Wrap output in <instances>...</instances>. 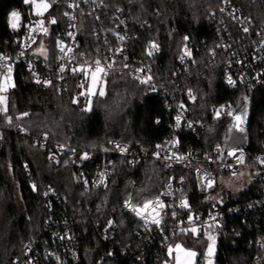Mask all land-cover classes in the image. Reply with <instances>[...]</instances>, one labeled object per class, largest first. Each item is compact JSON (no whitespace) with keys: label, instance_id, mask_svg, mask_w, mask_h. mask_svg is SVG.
<instances>
[{"label":"trees","instance_id":"16d2710c","mask_svg":"<svg viewBox=\"0 0 264 264\" xmlns=\"http://www.w3.org/2000/svg\"><path fill=\"white\" fill-rule=\"evenodd\" d=\"M46 15V25L55 19L61 24L67 0L52 4ZM110 10H121L136 36L134 54L137 60L156 78L177 83L178 96L192 90L195 102L189 106L191 113L207 123L206 132L198 138L180 132L179 139L184 152L193 150L205 154L217 144L245 146L248 162L264 154V87L250 95V120L246 131L238 137L232 134L233 119L227 115L215 116L213 106H226L236 113L242 108L245 92L230 89L224 81V63L217 54L221 38L209 24L213 12H219L225 3L240 8L255 26L264 25V0H105ZM17 11L23 24L37 18L32 4L24 0H0V53L16 54L19 34L10 29L11 12ZM84 24L94 28V22L84 19ZM56 23V24H57ZM54 27V28H53ZM235 38L242 39L239 29H233ZM188 37V45L195 63L178 72L179 60ZM87 42L96 45L93 32L87 34ZM159 50L155 55L147 53L150 42ZM216 62V63H215ZM106 83L104 97H95L91 111L86 91L89 74L74 77L66 86L37 85L27 67L16 65L11 92L7 95V111L0 117L4 142L0 150V264H15L28 259L29 245L37 248V264H57L52 258L43 257L45 250L57 249L56 243L42 248L41 240L55 228L52 221L67 220L77 238L79 262L77 264H160L170 261L168 248L182 243L187 249L199 252L197 264H204L208 239L180 236L165 241L154 231L150 242L143 232V224L124 203L131 197L134 204L142 205L157 197L172 174L186 179V195L195 211L203 210L195 178L184 170L168 171L161 163L147 161L132 169H124L118 159L110 185L105 190H85L79 181L78 169L64 163L52 166L46 156L32 146L31 140L43 132L50 134L53 142L77 147L82 152L100 153L112 140L141 142L148 147L162 144L170 132V113L166 102L159 95H151L137 81L117 74L103 76ZM27 113L28 115H24ZM11 118V122H9ZM21 127L29 134L23 137L15 133ZM96 166V165H95ZM95 166H87L92 169ZM91 169V168H90ZM33 185L36 190H33ZM49 186L59 195L53 209L42 197L43 187ZM261 183L237 198L218 194L228 203L246 202L256 197ZM18 188V191L15 189ZM19 201V202H18ZM18 202V203H17ZM20 203V205H19ZM116 218L117 230L109 241L101 235L107 219ZM216 243L215 264H264V248L257 242L264 237V211L234 215L226 222L225 229ZM126 252V253H125ZM112 253V255H108Z\"/></svg>","mask_w":264,"mask_h":264},{"label":"built area","instance_id":"2783aa9c","mask_svg":"<svg viewBox=\"0 0 264 264\" xmlns=\"http://www.w3.org/2000/svg\"><path fill=\"white\" fill-rule=\"evenodd\" d=\"M74 0H67L65 3V11L69 12L70 15L76 17L75 23L77 29H70L69 24L73 21L69 20L68 17L64 15V20L60 24H51L57 26V29H52V26H43L48 28V33L44 34L42 31V26L38 23L37 19L28 21L23 24V20H19V27L17 30L10 29L19 34L17 37L18 51L16 54H2L0 57L7 58L6 60L0 61V64L8 63L12 67V72L10 74L12 84L13 77L16 72V65L22 64L27 67L30 71L34 69L41 79V83L36 82V77L33 76L32 71H30L33 81L37 85L49 86L58 85L60 87L66 86L67 82L74 77L80 75L89 74L95 71L94 64L97 59L101 61V67L105 69L102 73L103 76L117 74L120 76H127L140 85L145 87L148 92L153 95H159L166 102V106L170 113V132L165 138L164 142L158 147H148L143 145L141 142H122L119 140H112L109 146L101 151L99 154L95 152H82L77 147L66 145L63 143H56L52 141L51 136L47 132L41 133L39 136L34 137L31 140L32 146L41 151L47 158V162L52 166H60L64 163L74 165L78 169V177L82 186L85 190L98 189L105 190L109 187L112 180L114 167L116 165V159L119 160L124 169H132L142 163L147 161H155L164 164V167L168 171L175 173L179 170H184L188 174L193 175L195 178L196 186L201 198V205L203 210L195 211L189 204L188 196L186 195L185 185L186 179L184 177H178L176 174H172L167 180L162 192L155 198L151 199L155 201L159 198L166 207L163 210H159L158 206L154 203L150 205L147 210H145V215L152 212L153 207H157V210L161 212V224L159 227L150 226L145 228L144 222L141 217H138L135 212L131 210L130 207H125L124 210L130 212L138 221L143 224V232L147 236L148 240L151 242L154 237V231L160 234L165 241H174L180 236H192L199 237L200 235H206L207 226L213 224V217H216V224L214 225V234L216 235V240L222 235L226 222L229 218H233L234 215H241V213L252 212L256 209H261L264 211V164L258 162V158L264 159V154L255 158L251 163L248 162L247 149L245 146H236L233 142L226 146L223 144H217L213 147L212 152L205 154L201 151L189 150L184 152L180 143L179 133L187 132L198 138L206 132L207 123L202 119L195 117L189 108L191 104L195 102L193 91H191V97L189 96V90L184 94L179 95L175 92V79L173 81H168L163 78L153 77L151 83L155 85L156 90H151L150 86L147 84H141L136 76H143L144 72H137L136 69H145L141 61L139 62L134 54V46L136 43V36L132 32L128 25V21L121 10H110L106 7H96L92 5L91 2L84 3L83 0H75L79 3L78 9L68 8V3H73ZM95 8V11L93 9ZM221 8L224 11L213 12L209 20V24L212 25L217 31V35L220 43L217 48L218 58L216 57L214 61L221 58L224 63V81L230 89L240 90L245 92L244 97H247V107L250 106V95L248 92H252L260 87H264V48L261 47L264 44V25L260 27L255 26V23L251 19H247L242 10L234 5L225 3ZM83 10V16L80 15V10ZM235 10V11H233ZM64 11V13H65ZM91 13V14H90ZM99 16L96 20L95 17ZM233 17H238L237 19ZM84 19H90L94 22V28L88 27L84 24ZM11 21V17H10ZM9 21V24H10ZM120 21H123L121 24ZM247 26L249 31L245 33L243 27ZM239 29L242 39L235 38L233 35V29ZM54 28V27H53ZM125 36L123 41L117 39L116 35L113 34L112 30ZM75 31L76 38L73 42L68 36V31ZM93 32L96 36V45L89 44L86 40L87 34ZM35 37V43L29 40V36ZM62 40L65 45L66 55L64 59H61L62 54L57 48V41ZM187 39L185 45L190 51V56H186L182 61L179 60L178 72L183 69H188L190 64L195 63V59L192 57L191 49L189 48V43ZM107 41V43L105 42ZM41 42H43L44 49L47 52V59L39 52ZM184 45V46H185ZM72 47V52H67V48ZM121 51L117 52L116 49ZM184 49V48H183ZM155 55L156 50L149 48ZM23 52V55L21 53ZM183 55V52H182ZM216 63V62H215ZM63 64L65 71L63 73L59 72V66ZM108 64H111V69L108 68ZM127 65V67H125ZM73 69H77L73 72ZM4 75H7L6 70L4 74L0 75V85L3 84ZM61 76L63 77L61 79ZM231 76L234 81H236L235 86H231L227 82V77ZM51 81V84L45 85L43 81ZM12 87L8 89L7 92H0V96L7 95L11 92ZM243 97V98H244ZM242 98L241 104L244 105L245 101ZM184 105L183 111L180 105ZM226 106H213L212 111L216 116V111L220 112V116L224 115L228 109ZM0 109H2V103H0ZM2 111H0L1 117ZM181 115V125L177 126L176 117ZM185 121H191L193 126L188 127ZM15 133L23 137H29V134L21 127L15 128ZM2 128L0 124V150L2 149L4 142V135L2 133ZM45 135L47 138L45 139ZM172 141H176L175 146L172 145ZM219 146V147H218ZM120 147H125L126 151L121 153ZM229 150H236L235 156H228L227 152ZM160 152L161 155L157 158L154 153ZM240 152H243V163H240L237 157H239ZM87 153L88 158L82 159L83 154ZM183 156V160H177L173 158L172 160H164V155ZM54 156L55 159H50ZM96 165V166H95ZM87 166H95L94 169ZM163 166V165H162ZM91 168V169H90ZM200 168L207 172L213 183L209 187L206 180L200 178V174L197 173L196 169ZM104 173V185L96 186L99 179V174ZM235 173V174H234ZM245 173V183L242 188L237 191L223 190L221 185V180L228 178H235ZM183 178V179H181ZM88 181L87 184L84 181ZM261 183L260 190L257 191L256 197L246 202H240V200L235 203H228L226 201H221L218 194H224L227 197L237 198L244 192L251 189L255 184ZM171 184V188L168 185ZM106 185V187H105ZM165 192H171V195H163ZM45 193H48L45 195ZM42 197L46 201V204L53 209V201L59 200V195L55 194L49 186L43 187ZM181 199H185L188 203V208H180ZM129 200V199H128ZM131 205L142 207V205L134 204L133 200H129ZM176 212V216H172V212ZM193 216V221H189V216ZM198 217V219H195ZM151 218V217H150ZM160 219V217H156ZM112 221L113 226L108 228V222ZM55 228H63L62 232L51 230L49 233L45 234L41 240V247L49 246V243H56L57 247L65 245L62 248L63 254L57 249L45 250L43 257L52 258L57 264H77L79 262V255L77 249V238L70 229V224L67 220L61 222L55 220L52 221ZM116 218L107 219L103 224L101 235L104 241H109L113 238L115 231L117 230ZM195 226L199 232L198 234H193L191 231H182L184 229H190ZM58 237H66L64 239H59ZM258 249L262 250L264 248V237L260 238L257 242ZM31 251L27 249L28 259L17 260L15 264H26V262L31 259L33 264H37L34 261L35 256H41L37 251V248L29 245ZM170 248V247H169ZM170 261L164 260L160 264H174V257L169 254ZM126 253V252H125ZM59 258V259H57Z\"/></svg>","mask_w":264,"mask_h":264},{"label":"snow or ice","instance_id":"6c2138e0","mask_svg":"<svg viewBox=\"0 0 264 264\" xmlns=\"http://www.w3.org/2000/svg\"><path fill=\"white\" fill-rule=\"evenodd\" d=\"M33 0H24V3L25 4H29V3H32ZM58 0H52V4H55L57 3ZM84 3H89L91 2L92 5H95L96 7H106L107 4L105 2V0H83ZM36 9L38 10L37 11V15H43V11H46L49 7H51V4L49 3H37L35 5ZM67 7L68 8H72V9H78L79 8V3L78 2H74L73 3H68L67 4ZM221 11H224L223 8L220 9ZM93 11H95V8L93 9ZM235 11V10H233ZM91 14V13H90ZM64 15L66 17L69 18V20L73 21L72 23L69 24V28L70 29H77V25L76 23L74 22L76 17L74 15H70L69 12L65 11ZM80 15L83 16V10L81 9L80 10ZM234 19H237L238 22H239V18L238 17H233ZM96 20L99 19V16H96L95 17ZM19 20H20V15L17 11H12L11 12V21H10V26L13 30H17L18 27H19ZM41 26H43V21H40L39 22ZM57 21L53 18L50 20V24H56ZM120 23L122 24L123 21H120ZM42 31L44 34H47L48 33V28L47 27H43L42 28ZM78 31V29H77ZM113 32L114 35H116L117 39L120 40V41H123L125 39V36L124 35H121L120 33L118 32H115L114 29L110 30ZM243 31L245 33H247L249 31V28L247 26H244L243 27ZM67 36L73 41L75 42V38H76V32L75 31H68L67 32ZM185 40L189 39L188 37H185L184 38ZM29 40L32 42V43H35V37L30 35L29 36ZM107 43V41H105ZM57 48L59 49V51L64 54L61 56V59H64V56L66 55V52H65V45L63 43L62 40H58L57 41ZM150 47L151 49L153 50H159L158 48V45L153 41V42H150ZM262 48H264V44L261 45ZM72 47H68L67 48V52H72ZM37 51L39 52V54L43 55L45 57V59H47V52L46 50L44 49V45H43V42H41L39 48L37 49ZM117 52L121 51L119 48L116 49ZM149 56H151L153 54L152 51H148L147 53ZM190 51L188 50L187 46L185 45L184 46V49H183V55H181L180 59L183 61L185 59L186 56H190ZM21 55H23V52L21 53ZM7 58H4V57H0V61L2 60H6ZM101 65V61L99 59H97L95 61V64H94V69H95V72L93 74V82L95 83L96 81V74L98 73H103L105 72V69L103 67L100 66ZM112 65L111 64H108V68L111 69ZM125 67H127V65H125ZM4 70H6V73L7 75H4V83L2 85H0V92H7L8 89L10 87H14L13 84H10L9 81L11 80V72H12V67L10 64L8 63H3V64H0V75H3L4 74ZM30 71H32L33 73V76L36 77V82L37 83H41V79L39 78L38 74L35 72L34 69H31L30 68ZM65 71V67L63 64H61L59 66V72L60 73H63ZM77 69H73V72H76ZM135 71L137 72H144V75L143 76H136V79L141 83V84H147L150 86L151 90L155 91L156 88H155V85H153L151 83V81L153 80V77L152 75L150 74L151 73V69H136ZM63 77L61 76V79ZM227 82L229 85L231 86H235L236 85V81H234L232 79L231 76H228L227 77ZM43 83L45 85H49L51 84V81H43ZM96 93H93L91 91V89H89V92H88V95L89 97L95 95ZM98 96L99 97H104L105 96V91L103 88H101L98 92ZM189 96L191 97V91L189 90ZM193 99H195L194 97H192ZM243 100L245 101L244 105L242 106V108L240 109H237L236 113H234L233 111H227L225 113V115L229 116V117H234V120H235V123L233 124V128L236 130V131H239V132H243L244 131V128L242 127V125L244 124L246 118H247V104H246V101H247V97L245 96L243 98ZM5 101V97L4 96H0V103H4ZM89 104H91V99H89ZM180 108L181 110L183 111L184 109V105L181 104L180 105ZM85 110L87 111H91V108H86ZM0 111H7V108L6 106L3 108V109H0ZM25 116L28 115L27 113L24 114ZM216 116L219 117L220 116V112L217 110L216 111ZM9 122H11V118H9ZM176 123H177V126H180L181 125V115H177L176 117ZM185 123L187 124L188 127H192L193 124L191 121H185ZM47 138V136L45 135V139ZM175 143L176 141H172V145L175 146ZM158 148H160L161 146H157ZM219 147V146H218ZM119 150L121 151V153L125 152L126 151V148L125 147H120ZM154 155L159 158L161 153L158 151L156 153H154ZM227 155L228 156H235L236 155V150H229L227 152ZM88 158V154L85 153L83 154L82 156V159H87ZM173 158L177 159V160H183L184 157L183 156H176L175 153H173L172 155H164L163 156V159L164 160H172ZM50 159H55L54 156H51ZM237 159L239 160L240 163H243V152H240V155L239 157H237ZM258 162L260 164H264V159L262 158H258ZM197 173L200 174V178L202 180H206L207 182V185L210 187L213 183V180L211 178V176L205 172L203 169H200V168H197L196 169ZM235 174V173H234ZM183 179V178H181ZM85 184L88 183V181H84ZM96 183V186H100V185H104V173H100L99 174V179L97 182H94ZM33 190H36V186L33 185ZM106 187V185H105ZM169 188H171V184L168 185ZM48 193H45V195H47ZM172 193L171 192H165L163 193V195H171ZM129 200H131V197H129ZM129 200H126L125 201V207H130L131 210L133 212H135V214L138 216V217H141V219L143 220L144 222V226L145 228H149L150 226H156V227H159L160 224H161V212L157 210V207H153L152 208V212L148 215H145V210H147L149 208L150 205H153L154 203L158 206V209L159 210H163L165 209L166 205L159 200V198H157L155 201L149 199L147 200L143 205L142 207H137V206H134V205H131L129 203ZM180 208H188V203L185 199H181V202H180V205H179ZM172 216L175 217L176 216V212L173 211L172 212ZM151 217V218H150ZM156 217H160V219H157ZM189 221H193L194 217L193 216H189ZM195 219H198V217H196ZM213 224H209L207 226V231H206V235H207V239L209 241L208 245H207V249H206V253H205V259H206V262L207 264H214V258H215V250H216V243H217V240H216V235L214 234V225L216 224V220L217 218L216 217H213ZM113 226V222L112 221H109L108 222V228H111ZM182 231H191L193 234H198L199 230L193 226L191 227L190 229H184ZM59 239H64L66 237H58ZM176 248L177 249H181V246L179 244L176 245ZM29 251H31L30 247H29ZM172 252V249L171 247L169 248V254H171ZM108 255H112V253H109ZM197 255V253L195 251H185L184 252V256H185V259L183 261H180L179 260V257H177V264H191V260L193 257H195ZM59 259V258H57ZM26 264H33V262L31 261V259H29Z\"/></svg>","mask_w":264,"mask_h":264},{"label":"rangeland","instance_id":"374dc122","mask_svg":"<svg viewBox=\"0 0 264 264\" xmlns=\"http://www.w3.org/2000/svg\"><path fill=\"white\" fill-rule=\"evenodd\" d=\"M41 2L51 4V2L49 0H33V2L31 3L32 4V13L37 18L38 23L40 21H43L44 22L43 26H45L46 23H47V18H48V17H46V15L49 13L51 7H49L46 11H43V15H37V11L38 10L36 9L35 5L37 3H41ZM94 72L95 71H92V72L89 73V87H88V89L86 91V96H88V98L91 99V104H88L87 108H89V107L91 108L92 107V101H93V99L95 97L98 96V92H99V90L101 88H103L104 91L106 90V83L102 79V73L96 74V81H95V83L93 82L92 77H93ZM3 83H4V81H3ZM89 89H91V91L93 93H96V94L91 96V97H89V95H88ZM4 97H5V101H4V103H2V109L7 105V97L5 95H4ZM232 134H235L238 137L241 135V133L239 131H236L234 128L232 129ZM245 176L246 175L244 173V174H241L240 176L235 177V178H228V179H225V180H221V185H222L223 190L228 191L229 189H231L232 191L235 192L239 188H242V185L245 183ZM15 189L18 191V188H15ZM19 205H20V203H19ZM177 244H179L181 246V249H177L176 248ZM177 244H175L174 246L171 247L172 252H171L170 255L174 257V264H177V257H179L180 261H183L185 259L184 252L185 251H189V250L190 251H195L197 253V255L195 257H193L192 260H191V264H197L198 257L200 256L199 252L196 251V250H193V249H189V248L187 249V247L184 246L182 243H177ZM215 252H216V250H215ZM203 261H204V264H207L206 259H205V254L203 256Z\"/></svg>","mask_w":264,"mask_h":264},{"label":"water","instance_id":"95a60500","mask_svg":"<svg viewBox=\"0 0 264 264\" xmlns=\"http://www.w3.org/2000/svg\"><path fill=\"white\" fill-rule=\"evenodd\" d=\"M230 118L233 119V121H234L233 124H234L235 123L234 117H230ZM249 120H250V108L247 107V118H246L244 124L242 125V127L244 128V131H246L249 127ZM162 165L164 166V164H162ZM173 262H174V260H173Z\"/></svg>","mask_w":264,"mask_h":264},{"label":"crops","instance_id":"0c3cea01","mask_svg":"<svg viewBox=\"0 0 264 264\" xmlns=\"http://www.w3.org/2000/svg\"><path fill=\"white\" fill-rule=\"evenodd\" d=\"M20 15V14H19Z\"/></svg>","mask_w":264,"mask_h":264}]
</instances>
